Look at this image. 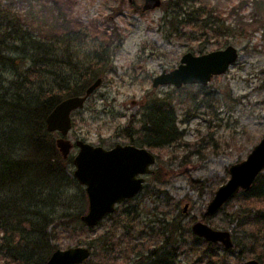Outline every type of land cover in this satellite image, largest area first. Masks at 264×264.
I'll return each mask as SVG.
<instances>
[{
    "label": "rangeland",
    "instance_id": "1",
    "mask_svg": "<svg viewBox=\"0 0 264 264\" xmlns=\"http://www.w3.org/2000/svg\"><path fill=\"white\" fill-rule=\"evenodd\" d=\"M31 1L16 0V5L26 8ZM66 1L72 4L75 14L87 26L89 35L83 42L92 47L104 40L110 46L112 62L102 77V84L84 107L72 113L73 125L67 138L74 145L82 140L109 149L119 143H132L124 131L126 127L138 126L137 121L152 98L180 89L173 85L154 87V77L164 70L176 68L186 52L200 55L228 45H233L239 52L228 70L214 75L208 84H188L196 92L195 101L174 102V116L181 139L159 150L160 157L152 165V172L146 175L145 188L131 202L124 201L117 206L119 212L137 209L138 217L129 236L134 243L142 245L145 241L146 245L142 247L148 250L162 239L141 233L143 225H152L160 230L162 219H179L181 214L184 216L183 225L191 229L196 221L190 219H201L207 214V206L215 191L230 176V166L246 159L264 136V2L187 1L183 10L191 12V20L200 17L213 22L218 16L223 21L224 29L216 35L200 25H183L182 22L189 17L187 13L181 14L182 10L174 2L168 10L161 4L158 8L143 11L144 0ZM207 11H211V18L207 17ZM173 15L181 20L176 27L171 23ZM95 24L99 28L97 33L92 27L90 29ZM2 74L6 80L13 75L10 70ZM2 124L7 126V120L4 119ZM59 136V132H53L55 142ZM77 151L75 145L70 155L74 157ZM191 180L196 184L193 185ZM82 190L85 191V187L79 182L69 187L74 205L68 211L75 206H85L83 214L88 211L87 194L85 191V197H82ZM237 207L236 201H232L226 211L208 215L206 223L233 233L235 223L225 212ZM102 222L95 232L80 237L86 241L63 237L58 241L60 248L89 247L88 241L112 225L108 218ZM185 237L186 247L181 250L177 263L195 264L193 261L199 259L203 246L197 244L192 236ZM100 247L95 250V259L101 254ZM240 251L241 248L235 247L229 253L224 249L219 253L226 255L229 261L240 259L242 262L254 258L253 253L244 251L242 254ZM114 255L119 256L115 264H123L125 252L117 250ZM130 259L134 260L135 256L131 254ZM196 264H205V260H198Z\"/></svg>",
    "mask_w": 264,
    "mask_h": 264
},
{
    "label": "trees",
    "instance_id": "2",
    "mask_svg": "<svg viewBox=\"0 0 264 264\" xmlns=\"http://www.w3.org/2000/svg\"><path fill=\"white\" fill-rule=\"evenodd\" d=\"M187 1H163L162 7L168 10L172 2L180 7V13L189 17L183 25H200L216 35L223 31L218 16H213V22L200 17L191 20V12L183 10ZM16 4V0H0V264H46L60 248V239L86 241L80 237L103 224L101 221L94 228L87 227L81 220L85 206L68 211L74 205L68 189L78 184L73 176L74 157L63 158L53 132L46 128V118L64 98L84 95L92 82L108 72L112 62L110 46L104 40L92 47L83 42L89 32L70 2L32 0L22 9ZM180 21L173 15V26ZM91 27L99 32L96 24ZM6 70L13 74L10 80L3 78ZM195 94L192 85H185L152 98L138 126H127L124 131L132 143L146 146L153 153L157 150L158 159L159 150L181 139L174 102H193ZM4 119L7 126L2 124ZM191 183L196 184L193 180ZM232 201H236L237 209L225 212L235 223L232 248L197 237L183 225L184 216L179 214V219H162L160 230L143 225L141 233L162 239L145 250V241L142 245L134 243L129 236L137 209L119 212L117 207L106 217L112 221L110 228L88 241L92 254L82 264H115L117 250L125 252L123 264H178L186 235L203 246L195 264L198 260H205V264H239L240 259L229 261L219 253L221 249L229 253L235 247L241 248L242 254L253 253L264 264V170L249 190L240 191L221 211H226ZM198 220L207 222L208 215L190 219ZM98 247L101 254L95 259Z\"/></svg>",
    "mask_w": 264,
    "mask_h": 264
},
{
    "label": "water",
    "instance_id": "3",
    "mask_svg": "<svg viewBox=\"0 0 264 264\" xmlns=\"http://www.w3.org/2000/svg\"><path fill=\"white\" fill-rule=\"evenodd\" d=\"M162 0H144L143 11L160 7ZM239 52L233 45L208 53L195 55L186 52L179 65L171 71L164 70L154 77L153 86L173 85L181 88L188 84L206 85L214 75L225 73L238 58ZM99 77L86 89L84 95L66 97L61 100L46 118L49 132H59L56 146L63 158H67L73 147H78L73 158V176L85 187L88 198V211L81 216L87 227H96L117 206L135 198L142 191L145 175L152 172L156 157L148 147L133 143L116 144L112 148L94 145L78 140L75 145L67 138L72 129V113L84 107L88 98L102 84ZM264 170V136L247 158L234 163L229 168L228 180L220 185L207 206V215L218 214L226 203L240 191L251 188L259 173ZM194 235L209 242H219L225 248H232L234 241L230 230L215 229L201 220L193 223ZM88 246L77 245L66 249H56L46 264H82L91 257ZM239 264H263L258 259H248Z\"/></svg>",
    "mask_w": 264,
    "mask_h": 264
},
{
    "label": "flooded vegetation",
    "instance_id": "4",
    "mask_svg": "<svg viewBox=\"0 0 264 264\" xmlns=\"http://www.w3.org/2000/svg\"><path fill=\"white\" fill-rule=\"evenodd\" d=\"M143 147H146V146H143ZM155 155V154H154ZM155 157H156V155H155ZM156 160H157V158H156ZM156 163V162H155ZM148 175V174H147ZM145 177V183H144V187H143V189L145 188V184H146V175L144 176ZM142 189V190H143ZM133 199V198H132Z\"/></svg>",
    "mask_w": 264,
    "mask_h": 264
}]
</instances>
